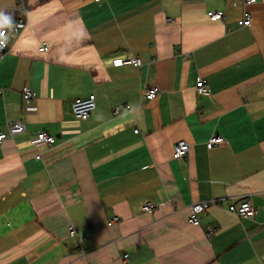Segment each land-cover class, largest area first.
Instances as JSON below:
<instances>
[{
    "label": "crops",
    "instance_id": "0c3cea01",
    "mask_svg": "<svg viewBox=\"0 0 264 264\" xmlns=\"http://www.w3.org/2000/svg\"><path fill=\"white\" fill-rule=\"evenodd\" d=\"M30 3L15 34L16 3L0 0L12 19L0 132L26 129L0 142V264H264V0ZM130 56L142 65L114 63ZM201 78L211 95L197 94ZM90 94L96 109L76 118L73 101ZM40 131L56 143L36 148ZM212 135L225 141L208 148ZM179 140L191 147L175 159ZM245 200L252 216L228 209ZM199 201L210 204L193 225Z\"/></svg>",
    "mask_w": 264,
    "mask_h": 264
},
{
    "label": "built area",
    "instance_id": "2783aa9c",
    "mask_svg": "<svg viewBox=\"0 0 264 264\" xmlns=\"http://www.w3.org/2000/svg\"><path fill=\"white\" fill-rule=\"evenodd\" d=\"M16 3V18L13 26V32L15 34H19L22 30L26 28L28 25V13L31 8V0H14ZM39 2H43L46 0H38ZM98 1V0H97ZM255 0H245L247 5H250ZM209 18L213 21L220 20L223 18L224 13L223 11L219 10H209L207 12ZM240 26H247L252 24V13L246 9L243 12V17L238 21ZM9 48V39L7 37L6 30L0 31V56H2L5 52H7ZM48 45L45 41L42 42L40 47L41 51L48 50ZM116 65H135L141 66L143 61L139 56H130L127 58H118L114 62ZM195 89L197 94L209 96L211 95V89L204 79H199L196 82ZM161 89L158 85H151L146 86L143 91V97L147 100H154L160 94ZM23 99L26 106L27 112H34L36 110V106L34 105V101L36 99L35 91L30 88L29 86L25 85L22 88ZM97 102H96V95L90 94L87 97H80L76 98L72 103V112L76 118L85 120L87 119L90 114L96 109ZM126 108H131L129 105H126ZM116 111H119V108H116ZM8 131L7 132H0V142L6 139L8 136H13L19 133L24 132L25 125L21 121H9L8 124ZM135 132H139V129L136 128ZM56 137L46 131H40L35 134L31 142L36 146V148H48L56 143ZM225 141V138L221 135H212L209 140L207 141V147L212 148L215 145L221 144ZM190 143L186 140H179L176 142L174 146V153L173 158L180 159L188 155L190 151ZM37 158H41V153L36 155ZM210 202L207 201H199L194 202L191 205V215L189 221L193 225H199V214L203 212L208 206ZM152 208L151 202H147L143 206V210L149 211ZM228 209L237 214L241 218H247L254 214L255 209L252 204L245 200L240 202L239 204L232 203L229 205ZM213 228L209 226L208 233L211 234L213 232ZM68 234L70 236H74L76 234V228L73 225L68 226Z\"/></svg>",
    "mask_w": 264,
    "mask_h": 264
},
{
    "label": "clouds",
    "instance_id": "9594fccd",
    "mask_svg": "<svg viewBox=\"0 0 264 264\" xmlns=\"http://www.w3.org/2000/svg\"><path fill=\"white\" fill-rule=\"evenodd\" d=\"M10 21H12L11 17L0 11V27L9 25Z\"/></svg>",
    "mask_w": 264,
    "mask_h": 264
}]
</instances>
